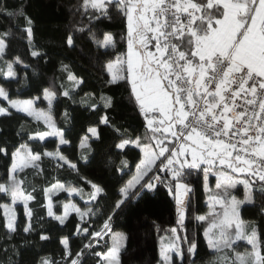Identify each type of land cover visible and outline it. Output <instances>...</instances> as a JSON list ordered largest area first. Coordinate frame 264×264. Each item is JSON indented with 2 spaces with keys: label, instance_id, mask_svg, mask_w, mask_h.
<instances>
[{
  "label": "snow or ice",
  "instance_id": "snow-or-ice-1",
  "mask_svg": "<svg viewBox=\"0 0 264 264\" xmlns=\"http://www.w3.org/2000/svg\"><path fill=\"white\" fill-rule=\"evenodd\" d=\"M27 8L25 0H20L9 11L0 0V15L15 22L0 31V79L7 82H20L17 65L29 67L20 57L6 58L17 32L30 56L47 63V53L35 43V22ZM116 17L122 22L119 37L102 27ZM78 38L87 39L88 51L79 50L100 72L104 85L126 90L127 103L144 131L129 135L128 129L118 125L109 114L115 111L116 101L103 91L87 92L77 101L87 80L63 61L60 70L70 83L67 88L53 82L38 87L35 96L20 99L0 85V118L25 117L14 133L21 142L0 139L5 168L0 175V198H4L0 212L5 235L21 230L15 213L22 206V231L33 233L39 224L40 240L48 241L42 223L45 216H35L39 205L61 227L72 222L70 217L75 220L74 231L58 239L60 258L42 257L40 264H89V259L95 264H122L124 237L114 231V218L130 203L163 188L185 233L171 230L179 243L161 250V264H197L199 241L187 235L185 224L192 212L189 178L202 173L208 190V178L215 174L219 191L209 197V213L192 216L208 224L203 232L211 249L208 264H264V0H82L81 20L69 26L63 46L76 51ZM60 97L86 111L102 113L88 127L90 135L81 138V149L90 148V138L100 139L101 125L116 138L112 150L119 163L109 157L106 165L119 183L111 204L102 203L106 188L91 180H84L89 189L84 199L85 188L47 179L45 160L58 170L79 175L78 163L63 151V146L71 145L70 129L58 127L54 115ZM45 103L46 107H39ZM64 117L69 118L67 111ZM5 134L0 128V137ZM49 137L56 138L52 150L47 148ZM134 150L136 157L130 164L127 156ZM81 159L89 162L86 153ZM29 176L43 177L47 186L37 188ZM237 186L243 187L242 198L234 194ZM60 193L70 199L58 212L53 198ZM74 196L82 204L73 202ZM216 205L224 210L222 217L213 211ZM247 207L257 208L259 222L243 219L241 213ZM76 238L81 241L78 248L73 246ZM241 240L251 246L245 253L237 251ZM9 264H14L11 258Z\"/></svg>",
  "mask_w": 264,
  "mask_h": 264
},
{
  "label": "trees",
  "instance_id": "trees-1",
  "mask_svg": "<svg viewBox=\"0 0 264 264\" xmlns=\"http://www.w3.org/2000/svg\"><path fill=\"white\" fill-rule=\"evenodd\" d=\"M9 11L16 8L20 0H4ZM28 4L27 12L35 22V43L38 47L47 53V63L43 60H35L29 54L26 41L19 32L16 37L11 40L8 50L7 59L12 60L20 57L24 64L29 67L25 69L23 65H17L16 71L19 77V83L7 82L0 79V85H3L12 94L13 98L26 99L37 94V88L50 86L53 82L56 85L61 83L67 88L70 83L66 80L65 74L60 70L61 61L71 66L79 76L86 78L87 83L79 95L75 97L77 101L84 97L87 92L99 94L103 91L106 95L112 96L116 101L114 112L109 114L115 117L118 125L128 129L129 135H138L144 131L142 121L132 111L127 103V92L123 87L115 85L105 86L103 77L96 67H93L88 59L81 54L82 47L85 52L88 51L90 45L87 39L78 38V48L76 51L67 49L63 46L64 38L67 34L69 26L81 20L82 0H25ZM10 23L14 21L7 20L0 15V31L6 30ZM109 30L116 33L119 37L122 28V22L119 17L114 18L110 23L105 22ZM79 37V34H78ZM119 49L116 54L119 55ZM2 63V62H0ZM60 109L54 112L57 126L62 129H70L67 132V138L71 141L70 146H63L64 154L73 162H77L79 166V175L70 170H58L45 160L44 167L48 172V181L53 178L59 179L61 182L76 187L85 188L84 199H87V191L89 190L84 180H91L106 188V199L102 202L111 204L117 198L116 191L119 183L114 178L112 171L106 166L109 157L119 163L112 145L116 142V138L112 130L108 127L100 126V139L94 137L87 141L90 148L81 149L79 147L81 138L90 135L87 133L89 126L95 125L102 113H92L86 111L79 103L73 104L70 100L60 97ZM40 106V105H39ZM68 112L69 118L64 117V113ZM30 124V118H27ZM25 123L23 114H17L11 119L0 118V128L6 130L4 137L9 143H19L21 138L14 133L19 126ZM26 139V137H25ZM55 137H49L47 148L52 150L55 148ZM86 153L89 162L85 163L81 159V154ZM136 157V150L129 152L127 159L130 164ZM134 170V165H133ZM5 171L4 161L0 160V175ZM127 179V177H125ZM28 180L37 188L47 186L43 177L29 176ZM189 182L193 187L191 196L192 212L185 221L186 233L190 237H196L199 241V258L197 264H208L212 258L210 256L211 249L207 247L203 232L207 227L206 223L200 224L192 219L194 215L206 214L208 207V191L204 188L203 175L194 173ZM211 186L214 184V178H210ZM234 194H238V198L243 197V187L237 186ZM38 199L42 197L38 196ZM54 203L58 212L62 211L64 203L70 199L66 193H60L54 197ZM73 202L82 204L80 197H71ZM4 202V198H0V203ZM35 216H45L43 230L50 236L48 241L40 240L41 227L38 224L36 231L26 234L22 231L24 226L23 207L17 206L16 219L20 225V231L11 237L5 235L3 227L4 220L2 212H0V264H9L10 258L14 264H40L42 257L60 258V245L58 239L62 235H68L74 231L75 220L70 217L72 222L65 227H61L55 221H51L45 215V211L39 206L35 207ZM242 217L246 221H260L257 208L247 207L242 210ZM177 216L174 210V202L169 198L163 188L159 191L146 194L144 197L130 203L122 212L114 218V231L123 234L124 241L121 248L120 260L122 264H161V247L169 235L171 230L177 228ZM179 233L183 235L185 229H179ZM81 244L79 238L73 241V246L78 248ZM242 244L237 249L242 250ZM7 249V253L4 251ZM89 264H95L94 259H89Z\"/></svg>",
  "mask_w": 264,
  "mask_h": 264
},
{
  "label": "rangeland",
  "instance_id": "rangeland-1",
  "mask_svg": "<svg viewBox=\"0 0 264 264\" xmlns=\"http://www.w3.org/2000/svg\"><path fill=\"white\" fill-rule=\"evenodd\" d=\"M39 107H41V108H44V107H46V103L45 104H40V106ZM61 108V106H60V104L59 103H55V105H54V112L56 111V110H58V109H60ZM214 171H215V169H214ZM211 177H213L214 178V184L211 186V182H210V178ZM215 185H216V176H215V174H212V175H210L209 176V178H208V204H210V200H209V197L211 196V195H214L216 192H218L219 190L218 189H216V187H215ZM242 187V186H241ZM209 211L210 210H208V212L207 213H209ZM213 211L214 212H216V213H219V215H220V217H222L223 216V209L220 207V205H216L215 206V208L213 209ZM15 215H16V213H15ZM201 215V214H200ZM206 225H207V227H208V224L206 223ZM206 227V228H207ZM179 227H177V230H178V232H179ZM105 240L107 241V243H108V245L109 246H111V243H112V240H111V237L110 236H107V237H105ZM123 239L121 240V248H122V246H123ZM173 242H175V243H179L178 241H175V237H174V235L173 234H171V235H169V237H168V239L167 240H165L164 242H163V244H162V247H161V250L164 248V247H166L169 243H173ZM242 244V250H239V249H237V251H239L240 253H245L246 251H248L249 249H250V245H248L247 244V241H245V240H241V241H238L237 242V247L239 246V245H241ZM106 250V249H105Z\"/></svg>",
  "mask_w": 264,
  "mask_h": 264
}]
</instances>
